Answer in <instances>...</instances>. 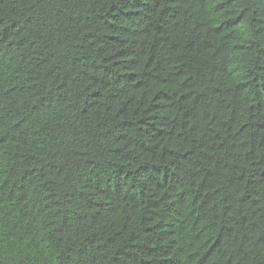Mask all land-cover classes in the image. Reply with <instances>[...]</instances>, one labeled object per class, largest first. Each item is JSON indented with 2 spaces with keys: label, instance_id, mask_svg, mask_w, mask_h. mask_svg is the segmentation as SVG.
I'll return each instance as SVG.
<instances>
[{
  "label": "trees",
  "instance_id": "16d2710c",
  "mask_svg": "<svg viewBox=\"0 0 264 264\" xmlns=\"http://www.w3.org/2000/svg\"><path fill=\"white\" fill-rule=\"evenodd\" d=\"M0 264H264V0H0Z\"/></svg>",
  "mask_w": 264,
  "mask_h": 264
}]
</instances>
